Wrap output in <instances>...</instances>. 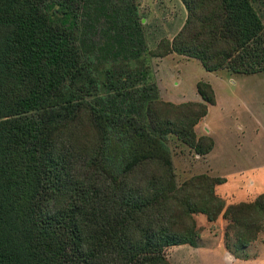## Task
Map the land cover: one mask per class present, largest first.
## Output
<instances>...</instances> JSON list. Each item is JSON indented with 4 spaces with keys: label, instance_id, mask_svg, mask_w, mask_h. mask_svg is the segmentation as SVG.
Returning <instances> with one entry per match:
<instances>
[{
    "label": "trees",
    "instance_id": "trees-1",
    "mask_svg": "<svg viewBox=\"0 0 264 264\" xmlns=\"http://www.w3.org/2000/svg\"><path fill=\"white\" fill-rule=\"evenodd\" d=\"M258 0H181L187 18L149 46L139 0H0V264H171L197 247L196 217L226 223L231 253L264 232V193L219 194L225 178L179 182L170 142L201 157L197 126L216 105L166 102L154 60L264 73Z\"/></svg>",
    "mask_w": 264,
    "mask_h": 264
},
{
    "label": "rangeland",
    "instance_id": "rangeland-1",
    "mask_svg": "<svg viewBox=\"0 0 264 264\" xmlns=\"http://www.w3.org/2000/svg\"><path fill=\"white\" fill-rule=\"evenodd\" d=\"M147 26L149 46L155 49L162 39H172L187 18L181 0H139ZM264 20V0L257 1ZM187 58L155 59L160 86L170 88L180 100L193 99L196 81L210 83L217 103L206 118L217 148L212 156L196 158L193 151L177 140L170 142L179 182L195 175L223 177L221 194L251 187L252 194L264 193V73L228 75L227 71L208 72L198 60ZM204 133L203 127L199 128ZM236 200H239L236 198ZM202 229L197 247L181 246L168 251L171 264H264V232L246 250L231 253L224 238L226 223L219 219L210 224L205 216L196 217Z\"/></svg>",
    "mask_w": 264,
    "mask_h": 264
},
{
    "label": "crops",
    "instance_id": "crops-1",
    "mask_svg": "<svg viewBox=\"0 0 264 264\" xmlns=\"http://www.w3.org/2000/svg\"><path fill=\"white\" fill-rule=\"evenodd\" d=\"M168 58H173L174 60L175 59L180 60L181 58L183 59L185 57L178 56L176 54H171V55H169V56H167L165 58H161V59H168ZM187 62L188 63H185L183 65L188 67L190 62H191V59H188ZM157 80H158V84H160V80L158 78H157ZM198 82H200V81H196L195 84H194V88H193V91H192L193 92L192 93L193 99H191V100H189V99L180 100L179 98H177V96H176L177 93H175V91L173 89H170L168 87V88H164V90H163V88L159 85L160 92H161V97H162V99L164 101L175 103V104H182V103H186V102H202V98H201L200 94L197 91ZM209 113H210V108H209ZM209 113H208V115H209ZM208 115L197 126V133L200 136L207 135V136H210V137H212L214 139L212 129L209 126L208 122L206 121V118L208 117ZM200 127H203V129L205 131L203 134L199 132V128ZM216 148H217V145H216V142H215V147H214L213 151L211 153H209L207 156H212V153L216 150ZM189 150H191V149H189ZM196 158L199 159V160L203 159V157H201L199 155H196ZM221 178H223V177H221ZM226 181H227V179H226ZM220 187L221 186H219V188H218L219 194H221L220 191H219ZM251 190H252L251 187L250 188L248 187V189L246 188L245 191L242 193V195L240 194L239 196H237V192H235V191H232L230 194L226 193V194H221V195L224 196L228 200L229 203H233V202H252L260 195V193H255L254 192V194H252V193H250ZM236 198H238L239 200H236ZM210 224H215V223H210Z\"/></svg>",
    "mask_w": 264,
    "mask_h": 264
}]
</instances>
